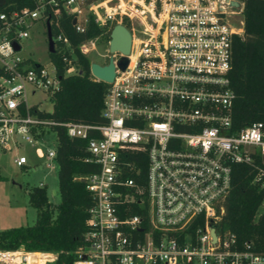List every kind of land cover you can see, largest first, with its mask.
I'll list each match as a JSON object with an SVG mask.
<instances>
[{"label": "built area", "instance_id": "obj_1", "mask_svg": "<svg viewBox=\"0 0 264 264\" xmlns=\"http://www.w3.org/2000/svg\"><path fill=\"white\" fill-rule=\"evenodd\" d=\"M242 9L243 0H32L0 11V148L36 144L57 125L86 139L84 161L98 167L79 178L93 203L74 264H264V252L238 246L220 227L234 164L249 165L250 183L264 190V122L236 128L232 120L228 74L233 38L243 33ZM61 10L73 15L77 31L90 17L109 33L115 24L130 31L128 63L115 66L104 92L103 124L42 119L39 102L28 101L36 92L52 101L60 87L50 57L46 65L20 55L37 21L45 37V21L53 24L64 75L81 73L65 54L72 47ZM94 38L78 45L82 54L94 48ZM109 55L115 63L122 54L108 51L99 64ZM33 151L49 166L55 161V148ZM132 154L145 157L144 175ZM15 161L27 162L24 155ZM30 253L0 249V264H30Z\"/></svg>", "mask_w": 264, "mask_h": 264}, {"label": "trees", "instance_id": "obj_2", "mask_svg": "<svg viewBox=\"0 0 264 264\" xmlns=\"http://www.w3.org/2000/svg\"><path fill=\"white\" fill-rule=\"evenodd\" d=\"M1 1V0H0ZM0 11L32 5V0H3ZM243 33L232 41L229 86L235 95L232 120L236 128L252 121L264 122V0H243ZM59 24L69 39L72 51L65 54L76 60L80 74L64 75L62 53L49 52L60 76V87L53 94L51 111H39L42 119L54 122L103 124L101 114L107 83L90 76L89 59L78 45L96 37L101 28L92 17L83 31L72 24L73 15L60 11ZM51 33H56L51 24ZM56 135L55 162L59 201H48L45 185L28 189V203L36 209V219L30 225L0 229V249L56 254L48 264H74L76 251L83 244L87 229L88 208L93 203L91 194L80 177L97 170L96 164L84 161L86 139L70 137L63 127H50ZM90 135H92L90 133ZM130 160L144 175V156L130 155ZM252 168L236 163L232 166L230 190L226 197L221 228L228 229L238 246L250 243L256 251L264 252V190L250 183ZM260 211L259 214H257ZM41 261V256H35Z\"/></svg>", "mask_w": 264, "mask_h": 264}, {"label": "rangeland", "instance_id": "obj_3", "mask_svg": "<svg viewBox=\"0 0 264 264\" xmlns=\"http://www.w3.org/2000/svg\"><path fill=\"white\" fill-rule=\"evenodd\" d=\"M100 28L101 32L94 38V48L88 50L85 55L90 63H105L107 60L104 55L108 52L109 32L106 31L104 25H101ZM21 43V56H29L40 63L49 65L47 39L42 21L36 22L29 38L24 39ZM28 101L29 103L39 102V108L44 111L52 109V101L41 92L30 95ZM35 146L40 147L43 151L55 148L56 135L54 131L45 128L36 144L21 142L18 147L0 148V229L30 225L35 221L36 209L28 203L27 194L28 189L32 186L43 183L48 201L53 206L59 201L57 163L51 161L49 166L45 158H37L33 151ZM20 155L26 157L27 162L24 165H18L15 161ZM36 254L40 256L41 253ZM43 255V261L51 257L50 253H43ZM28 258L31 261H38L33 255H28Z\"/></svg>", "mask_w": 264, "mask_h": 264}, {"label": "water", "instance_id": "obj_4", "mask_svg": "<svg viewBox=\"0 0 264 264\" xmlns=\"http://www.w3.org/2000/svg\"><path fill=\"white\" fill-rule=\"evenodd\" d=\"M45 27H46L48 52L53 53L54 44L52 39L51 27L48 20L45 21ZM13 45L15 50L19 49V46L16 43H14ZM130 46H131L130 31L122 24H115L109 33L108 51L110 53L118 51L122 55L116 59L115 63L113 62L112 55H109L106 64L91 62L89 65V70L91 74L102 82L111 83L115 76V66L119 70L125 69L128 63V58L126 57V55L130 51ZM80 181L83 182L84 179L81 178Z\"/></svg>", "mask_w": 264, "mask_h": 264}, {"label": "bare ground", "instance_id": "obj_5", "mask_svg": "<svg viewBox=\"0 0 264 264\" xmlns=\"http://www.w3.org/2000/svg\"><path fill=\"white\" fill-rule=\"evenodd\" d=\"M36 253H41V252H33V253H30L29 255H33V257L39 255V254H36ZM40 256H41V261H40V262H43V260H44V255H43V253H41ZM27 260H28V262H29L30 264H31V263H34V264H39V263H40L39 261H31V259H29L28 257H27Z\"/></svg>", "mask_w": 264, "mask_h": 264}]
</instances>
